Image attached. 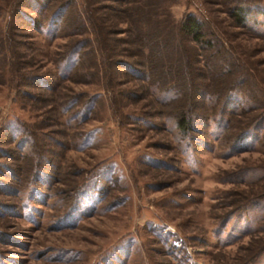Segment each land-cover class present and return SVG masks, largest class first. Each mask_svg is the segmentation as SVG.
<instances>
[{
    "label": "rangeland",
    "instance_id": "1",
    "mask_svg": "<svg viewBox=\"0 0 264 264\" xmlns=\"http://www.w3.org/2000/svg\"><path fill=\"white\" fill-rule=\"evenodd\" d=\"M18 1L0 0V264H264V121L241 139L240 120L228 129L250 97L264 108V0H245L243 26L234 0H157L176 21L196 16L235 59L216 80L199 62L186 84L141 69L100 75L89 57L64 78L78 62L60 59L70 31L38 15L47 0L21 15ZM88 1L127 38L111 1ZM236 76L247 82L228 90ZM74 93L97 98L61 106Z\"/></svg>",
    "mask_w": 264,
    "mask_h": 264
},
{
    "label": "trees",
    "instance_id": "2",
    "mask_svg": "<svg viewBox=\"0 0 264 264\" xmlns=\"http://www.w3.org/2000/svg\"><path fill=\"white\" fill-rule=\"evenodd\" d=\"M87 1L82 0L81 5L78 6L75 0H47L37 10L38 15H44L46 21L50 19L55 21L56 17L61 16L62 27L70 31L68 34L70 39L66 41L60 59L68 61L70 57L77 55L78 62L71 68L70 74L64 78H73L77 75L85 59H88L87 57L95 64L97 73L101 72L100 75H108L107 73H111V70L115 74L121 68L141 69L138 71L146 73L148 78H179L182 84H186V78H194L196 74L192 73V69L199 67V62L208 67L211 66V62L215 65L214 73L217 74V78L213 80L225 79L224 77L232 72L231 68L227 70V67L235 66L234 58L227 60L219 56V51L222 47L224 48V45L220 43V39L214 40L203 23L193 14H188L182 20L176 21L169 9L160 8L162 6L157 0H108L120 5L119 9L113 4L107 5V8L119 12L126 25L121 33H124L127 38H118L117 28H113L114 26L110 23L114 20L109 19L105 28L104 21L100 23L97 21L94 8ZM27 2L28 0H19L14 10L15 14L21 15V9L27 5ZM245 2V0H234L233 6L229 9V16L236 26H243L246 21L245 13L248 7ZM151 18L154 20L151 21ZM159 19H162V24L159 23ZM32 20L38 21L33 17ZM174 28L175 35L172 33ZM114 42L129 45L126 47L128 59L116 57L117 53H121L117 51V48H113ZM131 46L136 54H132ZM179 50L182 56L180 55V60L176 59L181 66L175 63V68L178 66V77H176L174 75V51ZM31 75L34 74L29 73L27 76L30 78ZM232 79L229 80L231 83L228 90L242 89L243 83L247 82L245 78L237 76L233 81ZM254 85H256L255 82ZM167 89L174 90V81L167 86ZM257 89L262 91V88L255 90L258 91ZM54 90H52L53 93ZM241 91L243 93V90ZM91 96L82 97V93H74L63 99L61 106L68 105L74 97H77L81 99L77 105L83 104L84 108L89 109L94 99L97 98V94ZM250 100L256 106L252 105L247 109H242L229 121L228 129L230 130L236 120L241 121L238 128L241 132L237 135V139H241L246 129L254 126L259 120L264 121L262 101H259L256 96L250 97ZM175 117L181 131L186 132L190 129V116L186 111L177 113Z\"/></svg>",
    "mask_w": 264,
    "mask_h": 264
}]
</instances>
